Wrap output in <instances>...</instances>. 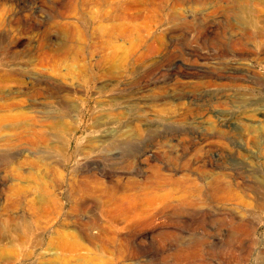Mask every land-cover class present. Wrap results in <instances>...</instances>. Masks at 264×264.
Listing matches in <instances>:
<instances>
[{"label": "rangeland", "instance_id": "rangeland-1", "mask_svg": "<svg viewBox=\"0 0 264 264\" xmlns=\"http://www.w3.org/2000/svg\"><path fill=\"white\" fill-rule=\"evenodd\" d=\"M0 264H264V0H0Z\"/></svg>", "mask_w": 264, "mask_h": 264}, {"label": "bare ground", "instance_id": "bare-ground-1", "mask_svg": "<svg viewBox=\"0 0 264 264\" xmlns=\"http://www.w3.org/2000/svg\"><path fill=\"white\" fill-rule=\"evenodd\" d=\"M131 209V208H130ZM115 211V210H114ZM121 208L117 212L112 213H103L105 218L110 219L112 222H119L124 220V215L120 212ZM128 218V217H127ZM131 228V227H130ZM127 229V228H126ZM128 230V229H127ZM79 234L82 238H84L89 243L99 244L102 249L107 248L110 245H115V249L118 254L121 255V246L118 244L115 239H106V237H102V235L106 232L105 226L100 221V218L97 216L88 217L85 220H82L79 228ZM66 240H60V246H64Z\"/></svg>", "mask_w": 264, "mask_h": 264}]
</instances>
